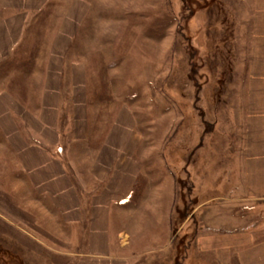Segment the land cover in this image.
Wrapping results in <instances>:
<instances>
[{
  "label": "rangeland",
  "instance_id": "obj_1",
  "mask_svg": "<svg viewBox=\"0 0 264 264\" xmlns=\"http://www.w3.org/2000/svg\"><path fill=\"white\" fill-rule=\"evenodd\" d=\"M33 14L28 47L58 41L66 63L79 62L84 146L95 148L120 110L138 134V176L116 204L130 212L110 227L127 220V247L110 242V252L127 255L123 264H226V254L234 264L222 234L239 227L264 239V199L244 197V175L262 170L247 166L259 138L244 117L249 0H47ZM64 143L70 159L82 158L80 145ZM9 163L0 152V264H97L68 253L70 242L40 213L46 198L32 201L10 182Z\"/></svg>",
  "mask_w": 264,
  "mask_h": 264
},
{
  "label": "crops",
  "instance_id": "obj_2",
  "mask_svg": "<svg viewBox=\"0 0 264 264\" xmlns=\"http://www.w3.org/2000/svg\"><path fill=\"white\" fill-rule=\"evenodd\" d=\"M46 1L0 0V152L12 160L13 165L8 164L13 166L8 174L10 182L23 186L32 201L46 198L49 204H42L40 213L55 225L52 230L57 240L70 242L68 253L88 257L97 264H123L128 256L110 252L109 245L114 243L117 250L127 247L123 245L128 237L127 220L115 231L110 227L116 214L128 216L130 212L116 204L131 196L130 188L138 176L132 160L139 144L138 134L131 131L126 112L120 110L98 145L92 150L84 146L90 134L87 127L79 128L86 120L79 108L88 100L79 95L80 78L74 73L79 62L67 64L66 49L56 41L59 34L64 40L65 32H55L56 45L47 50L38 44L36 48L28 47V28L39 18L33 13ZM249 7L244 117L249 121L250 135L259 138L249 146L252 153L247 166L262 170L258 173L250 169L244 175V197L263 200L264 0H249ZM65 137L82 147V158L68 157L70 148L64 143ZM226 232L219 242L232 240L234 264H264V239L254 241L239 227H234L233 233ZM231 256L226 254L219 260L230 264Z\"/></svg>",
  "mask_w": 264,
  "mask_h": 264
}]
</instances>
